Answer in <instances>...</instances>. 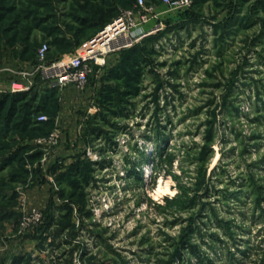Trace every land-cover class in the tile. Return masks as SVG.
<instances>
[{
    "label": "rangeland",
    "instance_id": "1",
    "mask_svg": "<svg viewBox=\"0 0 264 264\" xmlns=\"http://www.w3.org/2000/svg\"><path fill=\"white\" fill-rule=\"evenodd\" d=\"M141 2L0 0L30 36L0 40V94L33 105L39 66L117 16L163 24L45 91L40 123L0 111V264H264V0Z\"/></svg>",
    "mask_w": 264,
    "mask_h": 264
},
{
    "label": "built area",
    "instance_id": "2",
    "mask_svg": "<svg viewBox=\"0 0 264 264\" xmlns=\"http://www.w3.org/2000/svg\"><path fill=\"white\" fill-rule=\"evenodd\" d=\"M142 0H136L142 5ZM168 10L177 11L192 7L196 0H162ZM154 6L149 9V15L141 13V9L136 12L129 11L123 13L112 20L107 26L102 28L97 35L79 47L75 54L67 58H59L49 64H41L38 69L39 80L45 82L52 88L62 87L67 84H74L78 88L83 87L87 82V74L90 64L102 65L103 59L110 53L130 47L143 37L158 33L162 30L163 24H155L146 33L132 32L146 24L151 18H156L157 14ZM46 47L42 46L38 55L42 57ZM22 85L14 84L12 91H22ZM25 90V89H24Z\"/></svg>",
    "mask_w": 264,
    "mask_h": 264
},
{
    "label": "trees",
    "instance_id": "3",
    "mask_svg": "<svg viewBox=\"0 0 264 264\" xmlns=\"http://www.w3.org/2000/svg\"><path fill=\"white\" fill-rule=\"evenodd\" d=\"M197 1L198 0H196L195 3ZM195 3L193 5H195ZM14 11H15V9L13 7L0 8V21H2L3 19H6V20L9 21V19H11L10 16H11V14ZM18 22H19L18 20H15V21L12 20V21H10L9 26H4L2 28H1V25H0V40H3L4 39V36H5L6 43L8 45H13L14 42L18 40V41L22 42V44H24L23 45L24 46L23 47V51L26 52V50H27L26 47L27 46L25 45V43L30 38V36L29 35L28 36L25 35V37L21 41V39L18 37V34H20L19 33V29H18L19 27L17 26V28H16V25L18 24ZM81 23L84 24L85 21L82 20ZM87 25H90V24H87ZM95 25H97V24H95ZM23 31L25 32V28H22L21 29V32H23ZM39 82H41V81L39 80ZM54 90H55V88H51V87L45 89V91H47L49 93L51 92V94L54 92ZM45 91L42 92V95L40 96L41 97L40 98V101L36 105H33L32 102H31V100H27V95L29 94L28 92L27 93H24V92L23 93H16V94L14 93L12 95H9V94H0V111H5L4 109L6 108V111H5L6 112V115L4 116L5 121H9V120H11L13 118V114H14L13 113V111H14L13 104H14V102H16V101H25V99H26L27 101H25V104L24 105H25V108H26L25 113H27L28 116H26L27 118L25 117L26 121H25V124L24 125L28 126L30 124V122L28 123V121H30V118H31L32 122L33 121L34 122H38L36 115H38V113H40L41 111H43V108L45 106L44 104H47V100H49L48 98L50 96V95H46L45 94ZM33 95L34 94H32V96H31L32 99H33ZM32 117H35V118H32ZM27 123H28V125H27ZM38 123H40V122H38ZM173 159H174V155L173 154L166 155L165 162H166V165L168 167L171 166V163L173 162ZM3 160H4V158H0V169H2V167H3V164L4 163L1 162ZM185 245H187L186 247H188L189 249L192 250V246L190 244H187L185 242Z\"/></svg>",
    "mask_w": 264,
    "mask_h": 264
},
{
    "label": "bare ground",
    "instance_id": "4",
    "mask_svg": "<svg viewBox=\"0 0 264 264\" xmlns=\"http://www.w3.org/2000/svg\"><path fill=\"white\" fill-rule=\"evenodd\" d=\"M164 190H166V188H165ZM164 190H162V187L159 186V187H157V189H156L155 192H156V194H158V193H161V192L164 191ZM156 194H155V195H156ZM159 195H160V194H159Z\"/></svg>",
    "mask_w": 264,
    "mask_h": 264
}]
</instances>
